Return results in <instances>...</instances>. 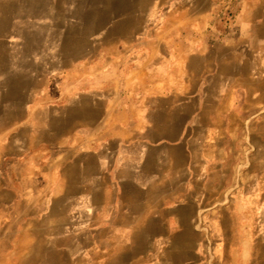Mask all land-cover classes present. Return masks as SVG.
Returning a JSON list of instances; mask_svg holds the SVG:
<instances>
[{
  "label": "rangeland",
  "instance_id": "obj_1",
  "mask_svg": "<svg viewBox=\"0 0 264 264\" xmlns=\"http://www.w3.org/2000/svg\"><path fill=\"white\" fill-rule=\"evenodd\" d=\"M184 1L192 0H0V135H13L8 153L0 137V178L7 186L24 181L22 177L35 169L33 184L23 189L45 191L48 173L41 169L54 155L67 152V159L62 156L54 163L62 165L57 189L64 193L67 176H61L68 174L72 177L66 179L72 181L68 186L71 196L80 194L76 159L94 167L97 159L93 155L101 161L116 155L119 161L124 160V151L131 146L125 137L133 129L125 119L131 110L140 107L147 113V98L161 97L162 103L149 102V114L175 115L176 108L186 113L191 103L202 98L206 82L215 81L213 56L221 54L213 48L218 46L221 51L239 37L235 22L239 0H213L214 11L204 24L183 16L188 11L181 7ZM199 35L204 40L193 43V56L174 68L180 45L187 50ZM156 36L167 41L151 46L158 54L149 60L147 45L155 42ZM202 44L205 51L199 53ZM135 68L141 72L127 75ZM198 84L203 91L197 89ZM194 87L196 90H191ZM176 97L181 103L177 107L172 100ZM32 100L34 105L27 106ZM106 100L113 102L106 113L112 114V108L117 118L103 126L96 118ZM26 112L24 122L13 121ZM246 125L240 130L235 151L226 155L232 176L231 185L222 191L228 198L212 203L208 210L229 206L230 198L240 205L245 174L263 160L264 148L256 154L255 144L262 142L264 146V103L248 115ZM32 128L40 132L44 145L38 154L18 149L25 145ZM17 129L20 135L14 137ZM112 149L117 153L111 154ZM263 171L257 172L260 182H264ZM255 190L264 194V184ZM252 205L254 209L249 207L247 216L235 219L246 223L242 235L248 243L246 264H264V203L262 212ZM40 211L43 219H37L40 231L29 264H96L95 248L104 240L94 226L86 228L79 218H73L72 232L68 233L62 217H47L43 207Z\"/></svg>",
  "mask_w": 264,
  "mask_h": 264
},
{
  "label": "crops",
  "instance_id": "obj_2",
  "mask_svg": "<svg viewBox=\"0 0 264 264\" xmlns=\"http://www.w3.org/2000/svg\"><path fill=\"white\" fill-rule=\"evenodd\" d=\"M181 7L188 9L183 16L204 24L215 4L213 0H192L184 1ZM236 8L239 37L221 51L218 46L213 48L221 54L213 56L211 72L215 81L206 82L205 94L197 85L203 91L202 98L191 103L186 113L176 108L175 115L149 114V102L162 103L161 97L147 98V113L140 107L131 110L125 118L133 126L125 135L131 146L124 151V160L119 161L116 155L110 161H101L93 155L97 159L94 167L76 159L80 194L71 196L68 186L72 181L66 179L72 177L68 174L61 176H67L63 178L64 193L57 189V173L62 165L54 163L62 156L67 159V152L54 155L41 169L48 173L45 191L23 189L33 184L35 169L25 179L22 177L24 181L17 180L10 186L0 178V264L30 263L40 231V207L47 217H62L68 233L72 232V219L79 218L84 227L94 226L95 233L103 235L104 241L95 248L96 264H246L248 243L242 237L246 223H237L235 217L247 216L248 208L254 209L252 203L255 210L262 212L264 194L255 189L264 184L257 174L264 169V157L248 169L250 179L249 173L245 174V186L238 196L240 205L230 198L229 206L208 210L212 203L226 202L228 197L222 189L231 185L232 176V164L226 155L235 151L240 130L247 128L248 115L264 103V0H239ZM202 37L189 43L187 50L180 45L179 53L174 55V68L187 63L196 47L193 43L203 42ZM152 41L155 42L147 45L149 60L158 54L151 46L167 39L156 36ZM204 46L199 53L205 51ZM140 72L135 68L127 75ZM172 100L176 107L181 104L177 97ZM112 104L106 100L98 108L97 123L104 126L117 118L112 108V114L106 113ZM29 105H34L33 100ZM27 118V112L21 113L13 121L22 123ZM29 132L25 145L18 149L38 154L44 146L40 132L34 128ZM14 134L17 137L20 131ZM0 137L8 153L13 135L3 132ZM255 146L256 154L262 152V142ZM114 153L117 151L112 149Z\"/></svg>",
  "mask_w": 264,
  "mask_h": 264
}]
</instances>
